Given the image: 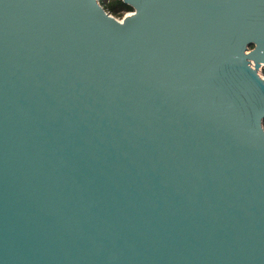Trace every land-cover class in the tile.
<instances>
[{"label": "water", "instance_id": "95a60500", "mask_svg": "<svg viewBox=\"0 0 264 264\" xmlns=\"http://www.w3.org/2000/svg\"><path fill=\"white\" fill-rule=\"evenodd\" d=\"M0 0V264H264V0Z\"/></svg>", "mask_w": 264, "mask_h": 264}, {"label": "trees", "instance_id": "16d2710c", "mask_svg": "<svg viewBox=\"0 0 264 264\" xmlns=\"http://www.w3.org/2000/svg\"><path fill=\"white\" fill-rule=\"evenodd\" d=\"M104 10L114 16L123 17L127 12H132V8L124 3L122 0H100ZM264 76V68L262 70Z\"/></svg>", "mask_w": 264, "mask_h": 264}, {"label": "rangeland", "instance_id": "374dc122", "mask_svg": "<svg viewBox=\"0 0 264 264\" xmlns=\"http://www.w3.org/2000/svg\"><path fill=\"white\" fill-rule=\"evenodd\" d=\"M131 13H132V12H127L126 14L123 15V17H118V16L116 17V16H114V15H113V16H114L115 18H117L118 20L122 21L123 18H124L126 15L131 14Z\"/></svg>", "mask_w": 264, "mask_h": 264}]
</instances>
